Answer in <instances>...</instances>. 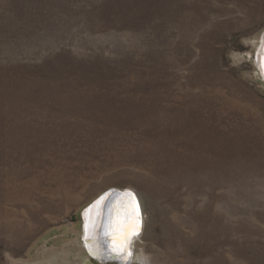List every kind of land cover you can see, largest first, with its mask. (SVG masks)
Segmentation results:
<instances>
[{
  "label": "rangeland",
  "instance_id": "1",
  "mask_svg": "<svg viewBox=\"0 0 264 264\" xmlns=\"http://www.w3.org/2000/svg\"><path fill=\"white\" fill-rule=\"evenodd\" d=\"M263 35L264 0H0V264H117L111 188L131 264H264Z\"/></svg>",
  "mask_w": 264,
  "mask_h": 264
},
{
  "label": "bare ground",
  "instance_id": "2",
  "mask_svg": "<svg viewBox=\"0 0 264 264\" xmlns=\"http://www.w3.org/2000/svg\"><path fill=\"white\" fill-rule=\"evenodd\" d=\"M257 63L259 66V70L261 75L264 78V35L262 36V42L260 43V48L257 54ZM261 76V77H262ZM117 189H131L136 192L135 200L138 204V209L142 212V217H140V230L141 234L138 236L140 237L144 232L145 226V218H144V211H143V204L140 195L138 192L133 188H117ZM106 192V191H105ZM112 198H107L105 201H100L96 205L88 206L84 211V241L86 249L89 253L93 256L99 255V251H104L106 254H110L113 256H118L116 253H113L109 249V242L110 236L108 232L113 225L114 222L118 221V219H123L125 217L126 212H131L130 208H126L125 205L129 198L125 197V194H113ZM110 197V196H109ZM95 224V234L93 236L92 233V225ZM130 239L129 244L131 247H134V242L137 238ZM132 238V237H131ZM134 249H133V257L134 259ZM101 253V252H100ZM121 256V255H119ZM118 256V257H119ZM123 256V255H122ZM98 257V256H97ZM125 257V256H124Z\"/></svg>",
  "mask_w": 264,
  "mask_h": 264
},
{
  "label": "snow or ice",
  "instance_id": "3",
  "mask_svg": "<svg viewBox=\"0 0 264 264\" xmlns=\"http://www.w3.org/2000/svg\"><path fill=\"white\" fill-rule=\"evenodd\" d=\"M125 197L129 198L125 205L130 208L131 212H126L123 219H118L111 226L108 235L110 236L109 249L117 255L128 256L129 241L131 237L138 235L140 229L139 209L135 196L132 193H125ZM96 225H92L93 236L95 234Z\"/></svg>",
  "mask_w": 264,
  "mask_h": 264
},
{
  "label": "water",
  "instance_id": "4",
  "mask_svg": "<svg viewBox=\"0 0 264 264\" xmlns=\"http://www.w3.org/2000/svg\"><path fill=\"white\" fill-rule=\"evenodd\" d=\"M129 192L132 193V194H134V196L137 198L136 192H134L131 189L121 190V189H117V188H111V189L107 190L106 192H104L103 194H101L98 198H96L91 203L90 206L96 205L100 201H105V200H107V198H112V196H114L113 194L118 195V194H125V193H129ZM140 209H139V214H140V217H142V212H141ZM140 234H141V231H139L138 235L133 236L131 239H134V238L138 237ZM129 251H130V255H128L126 257H124L122 255L121 256L118 255L119 257L118 256H113V255H110V254H106L104 251L103 252L102 251H99L98 252L99 255H97L98 257L97 256L95 257L93 255L92 256L94 258L98 259L99 261H103V262H115L117 264H131L132 257H133V247H131L130 244H129Z\"/></svg>",
  "mask_w": 264,
  "mask_h": 264
}]
</instances>
